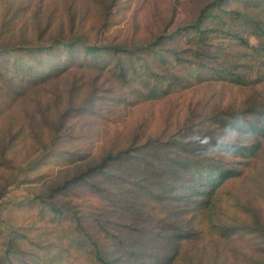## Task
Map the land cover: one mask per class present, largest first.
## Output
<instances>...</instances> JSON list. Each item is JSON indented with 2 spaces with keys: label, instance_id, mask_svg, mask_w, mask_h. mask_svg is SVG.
Returning <instances> with one entry per match:
<instances>
[{
  "label": "rangeland",
  "instance_id": "374dc122",
  "mask_svg": "<svg viewBox=\"0 0 264 264\" xmlns=\"http://www.w3.org/2000/svg\"><path fill=\"white\" fill-rule=\"evenodd\" d=\"M206 1L0 0V51L17 45L11 55L1 57L12 67L8 72L13 83L5 86L0 78V196L4 193L0 197V264H24V257L31 264L55 257L57 263L58 259L83 263L85 255L74 249L67 252L73 226L46 209L44 203L51 200L70 208L75 217L89 219L87 228L93 223L107 227L109 243L127 238V231L150 241L151 248L142 252L144 259L151 253L172 251L175 244L170 248L172 240L163 236L176 230L182 234L174 238L180 247L171 264H264V148L250 165H239L242 174L226 180L207 202L195 196L160 205L154 204L150 193L143 194L146 198L138 193L109 200L98 197L84 181L52 197V189L61 181L77 177L87 161L110 149L160 138L191 120L197 123L198 115L214 111L216 103L229 111L248 108L242 103L245 98H256L264 105V86L239 90L202 84L146 100L136 84L118 82L113 69L93 68L98 57L82 48L63 51L47 63L46 69L56 75L40 78L43 66L25 63L24 47L42 35L63 33H82L93 43L140 44L170 30L168 21L175 7L184 21ZM251 43L257 39L251 37ZM32 65L40 68L35 71L36 82L28 81ZM95 91L105 97L96 93L98 99L91 103ZM210 127L229 141L264 143L255 136ZM56 133L59 136L53 140ZM47 150L53 156H46ZM230 229L240 230L231 233ZM40 255L44 258L37 260ZM122 255L129 264L141 260L137 255Z\"/></svg>",
  "mask_w": 264,
  "mask_h": 264
},
{
  "label": "trees",
  "instance_id": "16d2710c",
  "mask_svg": "<svg viewBox=\"0 0 264 264\" xmlns=\"http://www.w3.org/2000/svg\"><path fill=\"white\" fill-rule=\"evenodd\" d=\"M181 20L182 11L175 7L168 21L169 31L129 46L93 43L82 33H63L47 38L42 35L24 47L27 52L24 62H40L43 66L40 78L51 77L56 73L46 69L47 63H53L63 51L73 53V49L79 47L98 57L93 68L104 71L106 67L108 72L113 69L119 76L118 82L136 84L140 97L146 100L160 99L180 89L202 84H224L239 90L264 86V0H207ZM251 37L257 39L256 44L251 43ZM16 46L8 45L0 51V78L5 80V86L13 83L8 72L12 67L1 57L11 55ZM37 68L40 69L39 66L30 67L32 72L28 81L36 82L33 78ZM96 93L100 95L95 91L90 97L91 103L98 99ZM104 97L100 95L99 98ZM242 103L248 108L239 111L221 109L216 103L212 107L214 111L198 115L201 119L197 123L192 120L189 123L190 117H187L188 123L184 127L167 130L160 138L110 149L87 161L86 169L77 177L61 181L52 189V197L64 194L84 181L98 197L109 200H122L123 195L133 198L138 193L140 198H146L143 194L150 193L154 197L151 200L156 201L154 204L160 205L195 196H203L202 201L207 202L226 180L242 174L239 165H250L264 148L262 141L250 144L229 141L216 133L217 128L210 129L212 124L264 140V105L256 98H245ZM56 134L53 140L58 138ZM52 152L47 150L46 156H53ZM88 177L94 180H88ZM97 177L101 179L97 181ZM1 196H4L3 192ZM44 204L54 218L71 222L74 233L65 248L67 252L74 249L85 255L81 264H129L122 253L137 255L141 259L137 264H171L178 254L180 244L174 238L182 233L176 230H169L163 236L172 240L170 248L175 244L172 251L163 255L151 253L144 259L142 252L151 248L150 241L134 237L127 231V238H116L109 243L107 227L91 221L93 226L87 228L84 225L90 222L89 219L75 217L70 208L54 200ZM131 206L128 205V209ZM42 258L44 256L40 255L36 259ZM56 258L42 261L43 264H68L59 259L57 263ZM21 259L24 264H31L30 259Z\"/></svg>",
  "mask_w": 264,
  "mask_h": 264
}]
</instances>
